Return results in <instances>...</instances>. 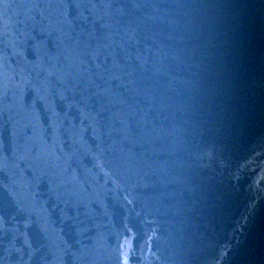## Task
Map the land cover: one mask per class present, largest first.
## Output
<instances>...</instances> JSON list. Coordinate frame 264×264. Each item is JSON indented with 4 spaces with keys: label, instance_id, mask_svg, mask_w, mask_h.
I'll return each mask as SVG.
<instances>
[{
    "label": "water",
    "instance_id": "water-1",
    "mask_svg": "<svg viewBox=\"0 0 264 264\" xmlns=\"http://www.w3.org/2000/svg\"><path fill=\"white\" fill-rule=\"evenodd\" d=\"M0 264H264V0H0Z\"/></svg>",
    "mask_w": 264,
    "mask_h": 264
}]
</instances>
